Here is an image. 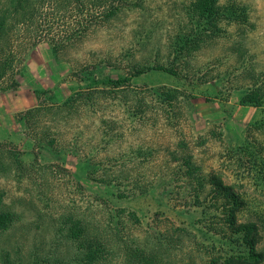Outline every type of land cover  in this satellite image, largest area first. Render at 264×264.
<instances>
[{"label":"rangeland","instance_id":"rangeland-1","mask_svg":"<svg viewBox=\"0 0 264 264\" xmlns=\"http://www.w3.org/2000/svg\"><path fill=\"white\" fill-rule=\"evenodd\" d=\"M196 1L110 0V18L56 54L42 36L21 43L16 86L0 91V144L22 166L0 179L17 214L0 247L26 259L48 250L58 217L94 225L123 210L181 240L168 264H204L247 252L230 225L237 209V223L260 227L264 253V98L241 101L256 84L264 95V0H216L215 26ZM185 157L199 169L190 180Z\"/></svg>","mask_w":264,"mask_h":264},{"label":"trees","instance_id":"trees-1","mask_svg":"<svg viewBox=\"0 0 264 264\" xmlns=\"http://www.w3.org/2000/svg\"><path fill=\"white\" fill-rule=\"evenodd\" d=\"M112 6L110 0H0V91L16 86L14 77L22 56L21 43L27 36L47 38L56 54L80 39L90 27L99 24L100 20H108L113 14L112 11H115ZM193 9L198 11L202 18L205 16L209 19L210 21H207L209 24L215 26V19L212 17L219 11L216 0H197ZM191 48L187 42L179 47L178 52L182 50L190 52ZM155 70L175 74L172 69L161 66H157ZM140 72L135 71L136 74ZM127 81L128 79L107 80L104 84L118 88ZM165 97L171 98L168 93ZM262 98L263 89L256 84L241 101L257 105ZM25 119L26 117H23V121ZM14 157L12 152L6 150L5 145L0 144V179L13 171L12 168H22ZM181 166L189 180L193 179L199 170L190 157L182 159ZM204 180V177L200 181L199 178L196 180L199 192L203 188ZM207 184L217 194L240 202L232 187L224 185L220 178L209 175ZM5 193L0 187V238L9 232L17 221L16 212L5 204ZM236 211L237 209H234L230 213V225L242 236L247 252L222 261L209 259L204 264L264 262V253L257 251L262 242L260 227L252 221L237 223ZM114 216L117 218L116 221L111 215L109 217L111 221L101 219L94 224L95 226L90 220V214L87 215V219L82 220L72 215L60 216L56 219L55 237L48 244V250L44 251L46 247L40 244L23 259L20 249L12 252L8 248L0 247V264H168L165 259L167 253L177 247V244H181L179 239L154 234L142 228L133 213L118 210ZM133 226L139 229V233L133 231ZM165 229L174 231L181 237L187 236L183 229L171 226ZM184 264L197 263L189 261Z\"/></svg>","mask_w":264,"mask_h":264}]
</instances>
